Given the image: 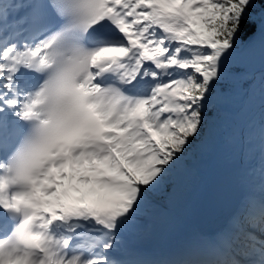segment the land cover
Returning a JSON list of instances; mask_svg holds the SVG:
<instances>
[{
  "label": "snow or ice",
  "instance_id": "snow-or-ice-1",
  "mask_svg": "<svg viewBox=\"0 0 264 264\" xmlns=\"http://www.w3.org/2000/svg\"><path fill=\"white\" fill-rule=\"evenodd\" d=\"M257 46L264 0H0V205L25 210L0 264H122L120 234L180 186ZM247 239L219 264H264V241Z\"/></svg>",
  "mask_w": 264,
  "mask_h": 264
},
{
  "label": "bare ground",
  "instance_id": "bare-ground-1",
  "mask_svg": "<svg viewBox=\"0 0 264 264\" xmlns=\"http://www.w3.org/2000/svg\"><path fill=\"white\" fill-rule=\"evenodd\" d=\"M264 75V64L257 67L254 71V78L253 81L258 82L260 80V78ZM254 83H252L250 85V87L247 90L246 93V99L242 100L241 106L238 108L237 112H236V121L238 123V130L236 133V140H235V145H233L231 147V152L228 153V155H226L223 159H214V172H210L208 170L207 164H206V160L204 164H197V166L201 167V178H200V182L198 183V191L202 189V187L206 184V182H208V179H210V177L215 174L216 172H218L219 170L228 168L230 166H233L234 164H241V169L239 171V179L238 181L240 182V188L243 190V193L245 194L242 198L243 202H241L238 210L236 211L237 214H239L238 216V224H237V228L236 230L233 232V236L231 238L230 241V245L228 248V253L227 256L222 257V259L218 260V264L219 262H223V261H227L229 259L232 258H236L239 259L237 256H235V252L237 250V248H239L238 246V242H240L241 239H245V237H248V235L245 233L247 230L251 231V237L254 238V240L257 241H264V237L263 238H259L257 237L258 235H256L257 233L252 230L250 226V223H248L249 221L246 219L245 215L243 213H241L239 210L242 207L247 206L249 203H254L255 206L257 207V209L259 210V208L263 205L258 198H260V193H262V195H264V159L260 161L259 164L253 165V167H249L248 166V158L246 155V147L249 143V135H248V131H249V126H250V122H251V118L254 115V108H252L250 106L251 102H252V93H253V86ZM212 153V152H211ZM204 156H206L205 158H210L211 154H207V153H203ZM253 169H257V170H253ZM248 181H251L252 184V188H244V184L247 183ZM191 192V191H190ZM189 191L187 192V196L184 195V199L180 200L177 205H174L172 207H170L167 211H165V213L163 214V216H161V220H162V224L166 227L165 233L168 236H166V239H156V240H150V239H141L137 242V244L139 245V250L136 251L134 253V255H130V257L132 259L140 257L139 259H147L148 257L154 258L155 261L150 262L149 264H171V262L176 261L177 259L172 256V254L167 253L166 255H162L164 256H171L170 259H161V258H156L155 255H153V247H155L156 245L161 244V247L163 249L164 245H167V241L171 238H174L175 234H176V228L172 231V228L176 225V218L179 216H176L177 213H180L181 216L180 219L178 218V220L180 221L179 225H181L180 229H183V223H186L185 226L188 225V219L190 218L192 212H193V208L196 202V199H191L190 198V193ZM195 192V191H194ZM189 193V195H188ZM257 199V200H256ZM259 217V214L257 216V218ZM141 218V215L137 217V219ZM161 226V225H160ZM186 228V227H185ZM189 228L192 230V224L189 223ZM155 229V228H154ZM134 232H142V229L140 227H137L135 229H133ZM146 231V230H145ZM245 231V232H244ZM250 235V234H249ZM263 236V235H262ZM120 237V236H119ZM87 242L92 239V236L90 234L85 233L84 238L81 239V242L86 241ZM261 239V240H260ZM248 240V239H247ZM248 242L250 243L251 241L248 240ZM135 243V242H134ZM237 243V244H236ZM133 246V245H131ZM123 247V246H122ZM121 247V248H122ZM137 249V248H136ZM172 259V260H171ZM125 260V259H123ZM135 261H137L136 263H132V264H139L140 261H138V259H135ZM124 263V262H123Z\"/></svg>",
  "mask_w": 264,
  "mask_h": 264
},
{
  "label": "rangeland",
  "instance_id": "rangeland-1",
  "mask_svg": "<svg viewBox=\"0 0 264 264\" xmlns=\"http://www.w3.org/2000/svg\"><path fill=\"white\" fill-rule=\"evenodd\" d=\"M239 64H243L246 67V73H244L243 76L246 77L248 74H250V80H251L253 69L255 67L257 68V67L264 64V51H261L259 46H257L253 50L247 51L244 54L243 60L241 62H239ZM231 86H232V88L228 92L229 99L227 101V104L218 105L219 108L221 109V111L224 112L223 117L216 119V118H213V116H212L211 120L209 121L210 133H211L212 129L215 132L214 136H213L212 145L209 147H203L202 149L198 148L195 158H186V160L184 161L185 172L182 173V177L185 176L184 175L185 173H193L192 172L193 168L190 165L192 163H194L195 160L198 157H200L203 153H207L209 155L211 154L210 158H208V160H207V167H208V170L210 172H212V171L214 172V169H215L214 164H213L214 159H223L226 155H228L229 152H231V150L225 148L224 143L219 142V136H220L221 131L223 130V127H224L223 126L224 125L223 124L224 118L228 120V118L230 116H232L233 112L235 111L236 106H238V101H240L241 99H243V100L246 99V93L244 90L245 88L241 89L240 85L238 83L232 84ZM255 114H256V112H255ZM256 128H257V123H256L255 116H254L250 122L249 131H248L249 143L246 147V155L248 158L247 164L249 167H253V165L259 164L260 161L264 159V141H260V145L258 146V148L254 149L255 152L251 153V151H250V149H252L251 148V137L255 134ZM261 135L264 137V129H263ZM232 143H234V140H232ZM253 170H257V169H253ZM197 183L198 182L187 187V189L191 190V196H190L191 199L196 198V196L198 195V186L196 185ZM169 184H170L169 185L170 191L166 194L167 197H169V200H163V199L158 200L156 198H153V204L155 205V208L153 210H150L146 214H142L141 218L136 219V221L131 226H129L126 230H124L120 234L117 247L120 250L119 257L122 259V260H120V261H122V264L134 263V261L132 260L130 255H131V253H133L136 250V248H138L139 245L137 244V242L139 240L145 238L144 240L150 239L153 241V240H156L158 238H161L164 235L165 230L167 228L166 227L167 225L164 226L162 223H160V221L162 222L161 216H163L165 211H167L170 208V207L167 208V206L172 204L174 200L181 197V195L183 194V192H181V190H183L184 188L186 189V186H182L181 188H179V187L177 188V187H174L173 184H171V183H169ZM177 203H175L174 205H177ZM174 205H172V206H174ZM159 215H161V216H159ZM248 223H250V222H248ZM255 223H250L251 227H248V228H251L252 230H254L257 233L256 235H258L257 237L263 238L264 236H262L263 234L261 233V231L256 230V228L254 227ZM137 227H140L142 229V232H134L133 229H135ZM245 233L248 236H249V234L251 235L250 230H247ZM245 243H249L247 240V237H245L243 242H238L239 248L242 247L243 244H245ZM131 245H133V246H131ZM239 248H237V249H239ZM237 257L239 258V256H237ZM123 259H125V260H123Z\"/></svg>",
  "mask_w": 264,
  "mask_h": 264
},
{
  "label": "water",
  "instance_id": "water-1",
  "mask_svg": "<svg viewBox=\"0 0 264 264\" xmlns=\"http://www.w3.org/2000/svg\"><path fill=\"white\" fill-rule=\"evenodd\" d=\"M240 169L237 163L219 170L200 190L191 217L200 232L220 231L238 209L242 199Z\"/></svg>",
  "mask_w": 264,
  "mask_h": 264
},
{
  "label": "trees",
  "instance_id": "trees-1",
  "mask_svg": "<svg viewBox=\"0 0 264 264\" xmlns=\"http://www.w3.org/2000/svg\"><path fill=\"white\" fill-rule=\"evenodd\" d=\"M250 30L251 29L248 27L245 28V31L241 33V36L238 39V43H239V40H243L246 38V36H247L248 32H250ZM237 68H238V72H237L235 82L233 84L238 83L240 85V88L243 89L246 87V82L250 81V74H248L246 77L243 76V74L246 73V67L243 64H238ZM231 88H232V86L230 87V89ZM255 97L258 100L264 102V79H263L262 83L259 86H257ZM210 115H211V117L213 116V118L218 119L220 116H222V113L219 110L218 106H216L215 109L213 110V113H210ZM255 120L257 123V128L255 130V134L252 136L251 144H252L254 149H257L258 146L260 145V141H264V137L261 135V133L264 129V106L256 114ZM234 132H235V123L233 122L232 118L229 117V119L226 120L224 123V128L221 131V134L219 136V142L224 143L225 146L230 145L232 142V139L234 137ZM214 133L215 132L212 129L211 133L205 139L204 147H209L210 145H212ZM197 150H198V148H194L193 150H191V154L188 158L196 157ZM184 166H185V163H184ZM184 175L185 176L182 178V181L180 183L179 188H181L184 185L192 184L195 180V176L192 175L191 173H185ZM169 185L170 184L167 183L166 186L160 191V193L156 197L162 198L164 200H169V197H167V195H166L170 191ZM258 223L259 224L257 226V229L263 230L264 223H262L261 221H259Z\"/></svg>",
  "mask_w": 264,
  "mask_h": 264
},
{
  "label": "clouds",
  "instance_id": "clouds-1",
  "mask_svg": "<svg viewBox=\"0 0 264 264\" xmlns=\"http://www.w3.org/2000/svg\"><path fill=\"white\" fill-rule=\"evenodd\" d=\"M4 163H5V166H6V162H4ZM0 207H3L4 210H5L6 212H9L10 214H16V213H19V212H20V210L17 209V208H9V207H5V206H3V205H0ZM15 233H16V230H15L13 236L15 235Z\"/></svg>",
  "mask_w": 264,
  "mask_h": 264
}]
</instances>
